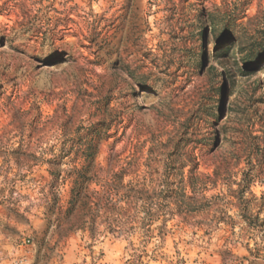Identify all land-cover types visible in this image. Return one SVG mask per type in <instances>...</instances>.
Segmentation results:
<instances>
[{"label": "rangeland", "instance_id": "1", "mask_svg": "<svg viewBox=\"0 0 264 264\" xmlns=\"http://www.w3.org/2000/svg\"><path fill=\"white\" fill-rule=\"evenodd\" d=\"M0 264H264V0H0Z\"/></svg>", "mask_w": 264, "mask_h": 264}]
</instances>
